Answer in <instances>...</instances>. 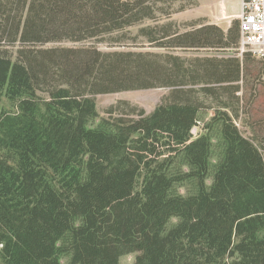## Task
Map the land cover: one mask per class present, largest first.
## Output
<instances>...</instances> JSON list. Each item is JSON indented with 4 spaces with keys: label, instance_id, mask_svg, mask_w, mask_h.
I'll list each match as a JSON object with an SVG mask.
<instances>
[{
    "label": "trees",
    "instance_id": "16d2710c",
    "mask_svg": "<svg viewBox=\"0 0 264 264\" xmlns=\"http://www.w3.org/2000/svg\"><path fill=\"white\" fill-rule=\"evenodd\" d=\"M139 16L122 0H0V44L99 39ZM232 36L203 26L175 41L225 51ZM100 57L0 52V264H119L130 254L135 264H264V144L237 127L240 106L217 108L205 134H192L200 97H216L195 87L238 83L240 60L190 72ZM155 79L174 88L168 103L94 125V96Z\"/></svg>",
    "mask_w": 264,
    "mask_h": 264
},
{
    "label": "rangeland",
    "instance_id": "374dc122",
    "mask_svg": "<svg viewBox=\"0 0 264 264\" xmlns=\"http://www.w3.org/2000/svg\"><path fill=\"white\" fill-rule=\"evenodd\" d=\"M139 7V21L122 31L105 35L99 39L84 42L69 40L47 44L14 46L1 43L0 52L13 60L18 58V52L45 51H78L91 50L100 54L103 61L115 59L140 60L156 62L172 70L173 62H181L190 72L202 66L203 61H222L239 59L241 63V78L238 83L212 84L204 83L196 89L209 87L216 97L202 95L200 121L192 134L194 139L205 134L204 126L215 114L217 108L229 106L238 109L240 115L234 119L241 133L248 139L259 138L264 144V59H257L250 53L241 54L240 24L237 19L240 6L239 0H122ZM147 14V16H143ZM212 26L222 30L226 35L237 37V45L228 50L214 48H187L177 46L176 39L187 32ZM177 61H174V60ZM248 66V71H245ZM163 80H152L154 87L149 89H128L109 94L94 96L99 114L94 125L102 120L121 119L138 120L152 114L157 107L169 102V96L174 88L163 84ZM205 85V86H204ZM239 87V92L234 94ZM186 88H192L190 85ZM227 89L230 92H227ZM42 98H47L45 92H39ZM239 103V105H238ZM5 110H12L8 101L3 98ZM256 145L260 147L257 143ZM264 154V145L260 147ZM182 194L185 191L182 190ZM137 254L121 257L119 264H135Z\"/></svg>",
    "mask_w": 264,
    "mask_h": 264
},
{
    "label": "built area",
    "instance_id": "2783aa9c",
    "mask_svg": "<svg viewBox=\"0 0 264 264\" xmlns=\"http://www.w3.org/2000/svg\"><path fill=\"white\" fill-rule=\"evenodd\" d=\"M239 6V51L264 59V0H239Z\"/></svg>",
    "mask_w": 264,
    "mask_h": 264
}]
</instances>
